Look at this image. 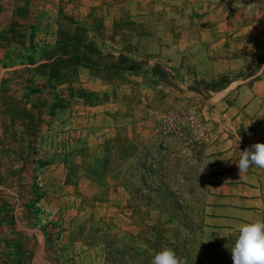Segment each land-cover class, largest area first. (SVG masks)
I'll return each instance as SVG.
<instances>
[{
    "label": "crops",
    "instance_id": "1",
    "mask_svg": "<svg viewBox=\"0 0 264 264\" xmlns=\"http://www.w3.org/2000/svg\"><path fill=\"white\" fill-rule=\"evenodd\" d=\"M46 3L0 0V264H61L51 238L59 236L60 249L76 245L77 191L91 195L104 187L84 173L71 176L69 169L98 166L103 158L96 155L118 139L124 124L120 104L110 100L93 104L73 97L51 110L47 76L34 70L44 61L45 43L56 38ZM180 19V33L150 52L174 75V85H166L175 89L172 98L199 103L208 135L201 149L206 232L229 236L244 222L264 219V168L239 173L237 165L241 151L264 142V0L231 7L217 0L198 17ZM223 75L228 82L217 91L191 88L195 79ZM78 79L74 87L109 88L84 67ZM68 90L62 84L55 91L66 98Z\"/></svg>",
    "mask_w": 264,
    "mask_h": 264
},
{
    "label": "rangeland",
    "instance_id": "2",
    "mask_svg": "<svg viewBox=\"0 0 264 264\" xmlns=\"http://www.w3.org/2000/svg\"><path fill=\"white\" fill-rule=\"evenodd\" d=\"M45 1L44 10L52 16L54 24V38L59 10L62 14L86 20L90 27L98 26L103 19L100 31L107 36L111 32L113 17L123 8L124 14L143 22L147 33L151 34L142 40L140 52L135 54L139 58L150 50L158 47L160 50L165 44L162 40L180 33L181 16L190 13L198 17L205 8L217 2ZM221 1L231 7L247 0ZM51 11L53 14L49 13ZM49 44L45 43V50L53 46ZM101 47L114 52L120 48L109 41L102 42ZM150 61L155 62L153 58ZM148 71L146 68L139 74H131L129 78L137 84L121 86L117 97L110 99L120 104L119 120L124 124L120 126L118 139L106 147L105 153L96 155L98 158L107 156L106 169L95 175L91 173L89 164L69 169L71 176L77 178L84 173L104 187L91 195L77 191L79 208L73 221L76 245L71 250L60 249L59 240H56L59 236L51 238L52 252L63 258L61 264H151L155 252L165 246L173 248L185 264H233L230 248L238 230L229 236L206 232L207 175L202 148H190L176 137L157 133L158 118L148 114L151 108L165 110L184 105L198 106L199 103H181L178 96L173 99L175 89L159 83ZM118 185L125 188L119 190ZM36 195H41V190L38 189ZM146 240L150 243L146 244Z\"/></svg>",
    "mask_w": 264,
    "mask_h": 264
},
{
    "label": "trees",
    "instance_id": "3",
    "mask_svg": "<svg viewBox=\"0 0 264 264\" xmlns=\"http://www.w3.org/2000/svg\"><path fill=\"white\" fill-rule=\"evenodd\" d=\"M100 20L98 26L90 27L86 20H79L70 14H62V11L59 10L55 42L53 46L45 50L44 61L34 68L37 73L47 76L46 85L53 91L54 97L51 105L52 111L64 108L65 101L73 97L93 104L116 98L121 86L136 83L132 82L129 76L146 68H149L153 77L168 86L174 85V75L164 66L162 67L161 63L155 61L150 65L149 62L151 58L155 57L154 54L146 52L142 58L135 57V54L140 52L142 40L151 37L143 22L132 20L131 16L124 14V9L120 8L119 13L112 19L110 34L104 36L100 31L103 19ZM106 41L118 45L119 50L117 52L105 51L101 44ZM80 67L88 69L92 76L101 79L108 85V90L97 92L85 90L81 86L74 87V84L79 80L78 70ZM226 82H228L226 75L211 81L195 79L191 88L197 90L201 86L206 90L217 91ZM62 84H66L69 89L66 98L59 96L55 91L57 86ZM34 90L39 91L38 88H34ZM107 163L108 158L105 156L101 164L96 167L91 166V173L95 175L102 172L106 169ZM155 237L158 235L155 234ZM145 242L148 244L150 240Z\"/></svg>",
    "mask_w": 264,
    "mask_h": 264
},
{
    "label": "clouds",
    "instance_id": "4",
    "mask_svg": "<svg viewBox=\"0 0 264 264\" xmlns=\"http://www.w3.org/2000/svg\"><path fill=\"white\" fill-rule=\"evenodd\" d=\"M239 173L252 167L264 168V142L241 151L237 161ZM233 264H264V219L242 223L230 248ZM151 264H185L176 251L165 246L155 252Z\"/></svg>",
    "mask_w": 264,
    "mask_h": 264
},
{
    "label": "built area",
    "instance_id": "5",
    "mask_svg": "<svg viewBox=\"0 0 264 264\" xmlns=\"http://www.w3.org/2000/svg\"><path fill=\"white\" fill-rule=\"evenodd\" d=\"M148 114L158 118L157 133L164 137H176L190 148L205 147L208 135L201 125L197 106L184 105L165 110L151 108Z\"/></svg>",
    "mask_w": 264,
    "mask_h": 264
}]
</instances>
